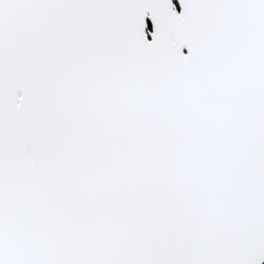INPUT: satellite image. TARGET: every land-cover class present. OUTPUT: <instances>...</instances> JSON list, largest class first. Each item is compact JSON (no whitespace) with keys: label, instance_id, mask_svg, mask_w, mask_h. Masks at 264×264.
Masks as SVG:
<instances>
[{"label":"snow or ice","instance_id":"obj_1","mask_svg":"<svg viewBox=\"0 0 264 264\" xmlns=\"http://www.w3.org/2000/svg\"><path fill=\"white\" fill-rule=\"evenodd\" d=\"M0 0V264H264V0Z\"/></svg>","mask_w":264,"mask_h":264},{"label":"water","instance_id":"obj_2","mask_svg":"<svg viewBox=\"0 0 264 264\" xmlns=\"http://www.w3.org/2000/svg\"><path fill=\"white\" fill-rule=\"evenodd\" d=\"M173 3H177V10H179V6H178L177 0H173Z\"/></svg>","mask_w":264,"mask_h":264}]
</instances>
